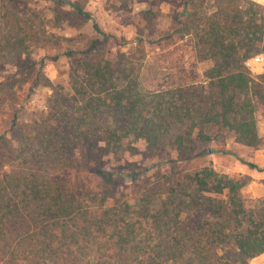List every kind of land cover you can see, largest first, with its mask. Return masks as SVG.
Instances as JSON below:
<instances>
[{"label":"trees","instance_id":"obj_1","mask_svg":"<svg viewBox=\"0 0 264 264\" xmlns=\"http://www.w3.org/2000/svg\"><path fill=\"white\" fill-rule=\"evenodd\" d=\"M210 1V11H191L179 29L213 62L203 80L147 93L139 46L108 60L94 45L71 62L69 90L54 91L45 111L8 116L0 134V264H246L264 254V205L245 207L241 180L205 164L178 172L130 211L137 196L122 202L118 187L128 171L112 164L139 141L178 155L223 133L257 144L255 102L264 108V87L244 67L264 53V18L241 0ZM30 7L31 0H0V114L22 103L25 78L9 76L17 73L10 66L50 41ZM83 173L102 184L92 187Z\"/></svg>","mask_w":264,"mask_h":264},{"label":"rangeland","instance_id":"obj_2","mask_svg":"<svg viewBox=\"0 0 264 264\" xmlns=\"http://www.w3.org/2000/svg\"><path fill=\"white\" fill-rule=\"evenodd\" d=\"M63 1L60 6L50 1L31 0L30 12L42 25V30L51 35L50 41L45 46L30 48L10 66L9 69L17 73L8 75L24 76L25 85L22 103L9 104L0 114V134L8 130V116L19 108L29 113L45 111V101L54 91H68L71 62L88 58L94 45L108 60L139 46L144 54L139 79L147 93L182 82L201 81L204 72L213 65L202 60L191 37H181L179 31L191 11H210V0ZM240 4L244 10L252 7L257 19L264 18V0H241ZM250 56L244 69L264 87V53L259 51ZM255 116L258 142L254 147L235 143L229 133H223L218 143L194 144L181 155L149 148L140 141L133 143L122 158L112 162L113 166L128 171V176H119L124 186L118 187L127 195L120 200L126 202L129 196L136 195L137 202L128 200L133 211L146 204L138 199L175 182L178 172L179 176L192 173L207 164L217 172L241 180L240 195L245 207L260 208L264 205V108L257 101ZM103 168L109 172L107 166ZM136 174V179L129 177ZM83 175L90 176L91 186L97 185L94 188L102 184L93 174ZM117 180H113L115 185ZM107 187L112 188L111 184ZM156 197V202L149 204L148 209L158 204L161 195ZM232 264L242 263L234 261ZM246 264H264V254Z\"/></svg>","mask_w":264,"mask_h":264},{"label":"water","instance_id":"obj_3","mask_svg":"<svg viewBox=\"0 0 264 264\" xmlns=\"http://www.w3.org/2000/svg\"><path fill=\"white\" fill-rule=\"evenodd\" d=\"M63 2H64V3H69V1H68V0H64Z\"/></svg>","mask_w":264,"mask_h":264}]
</instances>
